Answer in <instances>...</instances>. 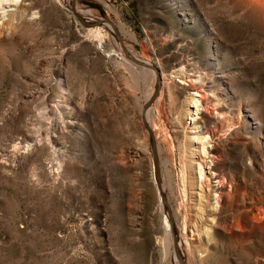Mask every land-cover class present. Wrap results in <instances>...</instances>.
Wrapping results in <instances>:
<instances>
[{
  "label": "rangeland",
  "instance_id": "374dc122",
  "mask_svg": "<svg viewBox=\"0 0 264 264\" xmlns=\"http://www.w3.org/2000/svg\"><path fill=\"white\" fill-rule=\"evenodd\" d=\"M70 4L0 0V264H180L157 89L186 264H264V0Z\"/></svg>",
  "mask_w": 264,
  "mask_h": 264
},
{
  "label": "water",
  "instance_id": "95a60500",
  "mask_svg": "<svg viewBox=\"0 0 264 264\" xmlns=\"http://www.w3.org/2000/svg\"><path fill=\"white\" fill-rule=\"evenodd\" d=\"M100 21L101 22H105L106 24H108L110 26L109 31L113 35L116 43H118L117 31H116L115 27L113 26V24L108 19L103 17L102 14H101ZM124 54H126V53H124ZM134 59L137 62H143V61H141L138 58L137 59L134 58ZM150 65L155 70L157 82H158V84H160V75H159L158 68L154 64H150ZM157 92H158V89H157L155 95L152 96L151 99L147 102L146 106L144 107V109L142 111V117H143V121H144V124L146 126V129L148 131V136H149V140H150L151 150H152V153H153L154 173H155V178H156V182H157V189L159 191V194H160V197H161V201L164 203V206L166 208L167 217H168L169 223H170V225L172 227V234H173L174 243L176 244V246L178 248V251H179V257L178 258L180 259V264H186L184 253H183V251H182V249L180 247L179 239H178V237L176 235V231H175L174 227L172 226V221H171L172 217H171V213H170V210H169V206H168V204L166 202L164 194L162 193V188H161V184H160V168H159L157 154H156V144L154 142V137H153L152 131L150 129V126L148 125V122L146 121V117H145V108L153 100V98L156 96Z\"/></svg>",
  "mask_w": 264,
  "mask_h": 264
},
{
  "label": "bare ground",
  "instance_id": "6f19581e",
  "mask_svg": "<svg viewBox=\"0 0 264 264\" xmlns=\"http://www.w3.org/2000/svg\"><path fill=\"white\" fill-rule=\"evenodd\" d=\"M18 1V0H17ZM2 2V1H1ZM66 2H67V4H68V6H70L71 7V4H70V0H66ZM19 7V6H18ZM19 8H21V7H19ZM17 10H19V9H17ZM26 11V10H25ZM18 11H16V10H14L13 12H11V14L10 15H8V18L10 17H13L16 13H17ZM14 18V17H13ZM9 21H7V20H5V22H3V23H1L0 24V37L1 38H4V39H7V38H9L11 35H12V32H11V28H10V26H9V24L12 22V21H10L11 19H8ZM13 20V19H12ZM10 22V23H9ZM12 25H13V23H12ZM12 25H11V27H12ZM108 25V24H107ZM14 26H16V25H14ZM13 26V27H14ZM12 27V28H13ZM108 27H109V29H110V26L108 25ZM12 30H14V28L12 29ZM14 37V36H13ZM3 39V40H4ZM125 56H127L129 59H131V60H133V61H135V59L134 58H138V57H135V56H133V55H129V54H125ZM139 59V58H138ZM141 61H143V62H145L146 64H152L150 61H147V60H142V59H140ZM144 63V64H145ZM151 66V65H150ZM152 67V66H151ZM195 102H197V101H195ZM158 104V103H157ZM193 106H195V105H193ZM194 108V107H193ZM156 113H158V111L156 110ZM150 119V118H149ZM149 121V122H148ZM147 122H148V125L150 126V128L151 127H155L154 125V122L153 121H151V120H148ZM203 172V171H202ZM154 184H155V186L157 187V182H156V178L154 177ZM160 184H161V180H160ZM161 188H162V185H161ZM162 193H163V188H162ZM164 194V193H163ZM171 221H172V226L174 227V229H175V226H174V221L171 219ZM166 231H167V233H169L170 232V230L172 231V227H171V225H170V223H169V221H166ZM176 231V230H175ZM177 232V231H176ZM176 235H177V233H176ZM179 239V238H178ZM180 242V241H179ZM180 247H181V249H182V245L180 244ZM176 258H178L179 257V251H178V248H177V246H176ZM182 251H183V249H182Z\"/></svg>",
  "mask_w": 264,
  "mask_h": 264
},
{
  "label": "crops",
  "instance_id": "0c3cea01",
  "mask_svg": "<svg viewBox=\"0 0 264 264\" xmlns=\"http://www.w3.org/2000/svg\"><path fill=\"white\" fill-rule=\"evenodd\" d=\"M126 1H130V0H126Z\"/></svg>",
  "mask_w": 264,
  "mask_h": 264
}]
</instances>
